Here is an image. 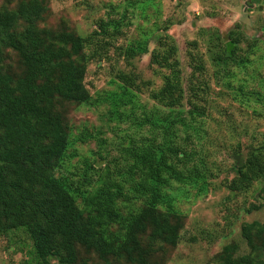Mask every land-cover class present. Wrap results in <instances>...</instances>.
I'll use <instances>...</instances> for the list:
<instances>
[{"label":"rangeland","instance_id":"rangeland-1","mask_svg":"<svg viewBox=\"0 0 264 264\" xmlns=\"http://www.w3.org/2000/svg\"><path fill=\"white\" fill-rule=\"evenodd\" d=\"M27 1L32 0H0V11L16 12ZM36 1L44 8L32 25L45 45L57 47L62 33L82 40L72 61L84 65L83 84L90 96L82 104L57 101L71 156L54 176L75 181L86 172L96 182L107 167L121 187L120 193L115 189L117 208L131 214L142 207L143 197L134 191L137 174L123 178L133 162L127 150L153 149V135L164 148L177 144L183 154L173 160L174 169L189 179L194 173L204 175L205 189H200L201 181L166 178L169 206L159 205L158 210L179 214L183 227L174 248L150 245L143 237L147 263L219 264L217 255L230 243L238 245L237 255L246 254L241 226L264 220V201L258 194L264 184V0ZM28 25L19 18L12 31L20 33ZM230 41L235 46L228 57L225 45ZM0 51L4 71L21 76L24 68L17 51L1 42ZM215 51L224 60L217 62ZM198 64L203 68L194 73ZM194 84L201 86L198 97H190ZM126 98L130 101L114 112L111 105ZM194 103L203 116L193 109ZM152 115L175 123L174 144L154 133L151 125L157 120ZM251 159L260 166L259 176L245 188L231 189L238 177L234 168ZM16 178L14 173L9 179L17 183ZM29 188L41 189L37 184ZM4 196L0 194L6 202ZM75 203L81 208L79 199ZM260 204L259 210H252ZM13 214L5 221L0 213V264H61L56 256L38 262L26 228H7L30 225L31 216L24 214L19 221L18 212ZM110 229L115 231L117 225ZM74 246L78 263L126 264Z\"/></svg>","mask_w":264,"mask_h":264},{"label":"trees","instance_id":"trees-1","mask_svg":"<svg viewBox=\"0 0 264 264\" xmlns=\"http://www.w3.org/2000/svg\"><path fill=\"white\" fill-rule=\"evenodd\" d=\"M43 8L41 3L32 0L22 2L16 12L0 11V42L17 51L24 68L17 78L5 72L0 51V185L3 188L0 194H6V202L0 198V213L5 221L8 214L12 216L16 212L19 221L24 214L31 216L30 225L17 223L7 228H26L39 263L56 256L61 264H89L77 262L74 244L78 243L97 253L102 260L115 258L126 264H148V250L142 248V238L148 239L150 245L160 243L174 248L183 227L179 214L158 210L159 205L169 206L164 193L168 184L166 178L189 183L201 181L200 189L204 190L206 177L194 173L189 179L182 171L175 170L173 160L183 153L177 144L164 148L154 135L149 139L153 149L127 150L133 162L127 166L123 178L137 174L134 191L141 192L143 197L142 207L134 213L124 215L117 208V193L121 192V187L107 167H103L96 182L90 180L86 172L75 181L54 176L63 160L71 156L66 153L71 141L62 116L56 111L57 101L82 104L90 96L83 84L84 65L72 61V56H77L81 50L82 40L62 33L57 38V47L45 45L32 25ZM19 18L29 25L15 33L12 29ZM234 46L235 42L226 43L225 55L233 54ZM214 57L217 62L224 60L218 51L214 52ZM202 68L203 65L198 64L194 73ZM169 88L166 84L165 91ZM200 91L201 86L194 84L189 90L190 97H198ZM129 101V98L116 100L111 106L117 112ZM193 109L203 116V109L197 103ZM165 117L158 121L157 115H152L157 121L151 128L154 133L163 135L162 138H171L174 144L175 123H164ZM238 165L234 168L238 177L232 182L233 190L249 186L260 172L259 164L253 159ZM14 173L17 183L9 179ZM36 184L41 189L30 190L29 185ZM258 194L264 201V184ZM77 199L80 209L75 203ZM260 208L261 204L252 206V210ZM115 225L117 229L111 231ZM240 235L248 252L237 255L238 245L230 243L221 249L217 262L264 264V220L244 223Z\"/></svg>","mask_w":264,"mask_h":264}]
</instances>
